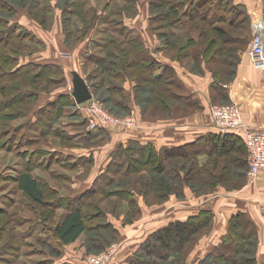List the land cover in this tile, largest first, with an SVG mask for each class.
I'll return each mask as SVG.
<instances>
[{
    "label": "trees",
    "instance_id": "1",
    "mask_svg": "<svg viewBox=\"0 0 264 264\" xmlns=\"http://www.w3.org/2000/svg\"><path fill=\"white\" fill-rule=\"evenodd\" d=\"M35 2L36 0H33L34 4ZM1 3L3 2L0 0ZM7 6L2 5L4 8ZM119 7L122 11H110L111 13L107 15H96L92 11H86L84 6L83 11H74L75 15L79 16L82 20L81 23L84 22V26H82L83 38L89 29L95 28L99 23L105 25V29L101 28L103 34H109L104 43L95 42L98 48H94L92 52L90 50L89 52L86 51L84 55V68L90 62L96 65V77L99 80L97 87L103 89L104 92L112 93V95L117 94L116 96L120 97L122 96V90H124L122 80L126 76L135 78L141 82L143 81V84L148 88L146 92L155 95L154 101L156 102V106L165 108L167 112L173 111L169 103L170 99H176L177 92L173 87L177 89V87H181L183 82L173 67L164 64L159 59V56H156L158 49L155 51L154 48L146 47V41L143 37L136 34L133 29L127 26L125 17L133 18L136 14H131V11L125 5ZM172 8L175 9V6L172 5ZM242 8V5H236L232 0H220L217 3H213L212 0H205L202 5L193 3V7L189 11H174L173 9H167L168 11L165 10L158 13L150 11L152 16L149 20L153 24L152 28L156 31L155 24L163 27V33L157 32V36L162 39L165 48L169 49L176 46L178 51H181L180 58L176 57V60L182 62L181 58L191 57L190 59L197 63L195 66H191L192 68L200 67L198 64L203 59L207 60L209 68L210 64L214 65L213 69L210 68L213 76L211 92H213L212 100L214 102H231L229 93L224 86L234 80L241 61L240 54L250 42V39L246 35H234L225 28V26H231L234 29L240 30L248 25L246 21H249V16L243 12ZM67 11H71V9ZM39 12L32 11L31 15L37 19ZM6 13H11V11L0 13V94L4 97L0 101V132H2L0 133V137L5 136L8 138L6 141L7 150H12L21 156L22 159H25L26 168L18 171V175L13 179V182L17 184V190L22 193L26 201L28 200L41 213V218L35 220V222L41 223L42 231H48L57 245V250L52 249L50 255L55 257L60 256L62 254V247L64 248L67 245L75 243L88 231L89 227L87 225L85 210L95 211L97 206L100 205L99 203L103 202L97 199L92 205L90 203L91 198L100 193V195L106 196L107 190H115L119 198H125L124 195L128 196L132 207L136 210V215L140 213V207L136 202L135 194L131 193L129 195L130 192L128 193V191H123V193L120 191V188L129 186L136 189L135 185L140 183L141 189L139 190L138 188V191L142 195L152 192L155 197L165 199L170 195H181L183 190L182 184L184 185L186 182L193 189L204 185L207 189L205 193H207L217 185L224 186L230 190L231 186L235 185V176L247 177L246 174L249 169L248 149L242 138L237 135L224 133L210 134L209 137L200 138L196 142L179 147L164 148L160 151L152 144L142 146L138 142H132L127 148H120L113 154L112 161L106 172L99 175L92 187L83 192L82 195L74 198L54 197L56 196V190L46 189V183L42 181L43 178L31 172L34 165H43V160L46 161L43 169L49 168L53 154L43 159L44 157H39L40 153H36L35 150H31L29 147L35 142L37 131H39V137L45 136L46 133L50 132L52 120L64 116L63 109L65 105L72 104L73 106L75 102L70 93H61L56 99L48 100L41 111L39 109L35 112L33 110L34 106L28 113L22 109H15V106L26 101H29L33 105L36 104L40 97V91L47 90L46 86L41 88L42 83L37 82V80L46 79L44 81L47 82L46 84L56 83L60 86H66L67 77L64 73V67L60 64H42L36 62L22 64L19 60L21 54H19L20 51L18 49H15L14 54L11 55L6 53L9 58L5 57V53H1V49L10 40L23 39L24 41L26 39L32 40L33 38H37L36 35L30 33L24 26L18 23H9L10 21L4 17L7 15ZM72 21L69 18L63 21L67 34H71L73 30V27L70 28L71 26L69 25V22L72 23ZM192 29L194 31L196 29L202 36L200 40L192 34L194 32ZM78 31L81 32V29H78ZM100 45H105V55L100 53L99 50H102ZM8 61L10 65L13 64V67L4 66ZM217 65L221 67L218 69ZM93 77H89L90 81L94 79ZM27 79H30L35 86L34 89L37 91L29 89L32 87H24L20 83V81H27ZM167 85L173 90L169 89ZM92 87L93 85L91 84ZM123 97L125 98L124 95ZM176 100L179 103L178 106L182 105V98L181 100L180 98ZM145 101L144 103L147 107L149 105L147 103L151 99L148 97ZM120 103L121 109L128 110L123 100ZM183 104L187 105L186 103ZM28 115L31 118L27 123H23L26 121L23 120L17 125L3 127L9 125L8 123L18 117L25 119ZM33 116L34 119L32 118ZM83 122H85L84 119ZM51 131L55 133L53 128ZM86 133L84 132L83 136ZM102 134H106V132ZM60 136L62 139L68 138L69 141L74 138L69 135L64 136L61 133ZM89 136L90 134H86L87 140H89ZM220 144H222L221 149L216 148ZM203 146L209 147V150H204ZM54 154V162L56 163L61 164V162L68 160L65 159L64 153L57 152ZM202 154L207 155L209 163L217 161L219 157L231 156L230 163L229 165H224L222 171L218 173L215 164L210 170L209 168L206 169L205 165L197 169L196 162L195 164L193 163L194 166L193 164L189 165L192 166L190 167L192 171L185 176L183 171L179 170V167L186 170L187 167L185 168L183 164L177 163L174 159V157L177 160L195 159ZM82 160L76 158V161L66 163L69 164L70 169H76L78 167L77 164H80ZM143 170L148 171L146 178L141 175L134 179H128V181H117V176L120 174L128 175L133 171L141 174L140 172ZM58 175L63 180H71L66 174L62 173V175ZM7 178L9 176H6ZM4 179L1 176V181ZM111 186H114V189H108ZM47 194H49L50 198L47 197ZM2 204L9 206L7 202ZM62 206L65 207L66 211L57 221L55 220L54 210ZM4 208L0 207V215L6 213L7 209L5 208V210ZM135 215H130L131 217H129L128 214L127 220H131ZM88 216H90L89 219H92L94 216L93 212L90 215L88 214ZM17 217L18 215L14 216L11 218V221L7 218L4 225L0 228V240H2L8 222L10 221V224H12L9 243L5 244V249L7 250L5 252L12 251L13 255L11 256L15 258L18 257L22 242L24 243L33 232V227L30 228L32 225L25 232L16 230L17 226L20 227L19 220L22 225L25 222H29L28 219H18ZM214 227L215 214L211 210H203L198 215L190 216L185 220H175L146 238L134 254L132 264H184L183 261L189 253V251L186 252L188 246L194 242L195 238L198 237L197 235H203L208 230V235L211 234ZM103 229L109 234L110 232L112 233V239H118L120 236L119 229L112 223H107L100 227L97 225L93 226L91 230L94 237L91 238V241L92 244L95 243L101 250H105V243H111L112 241V239H109V234L102 232ZM104 238L105 242H103ZM32 245L30 243V246ZM47 245L49 246V244L43 241L42 249L39 247L33 248L31 251H28L29 253L26 256L36 253L39 255H43L46 252L49 253ZM258 249L259 234L257 227L245 214L237 213L230 219L227 234L222 237L221 241L211 251L198 261V264H260ZM0 260H2V264L14 263L13 260H7L2 257H0ZM18 264L56 263L53 259L43 258L35 260L33 263L23 261Z\"/></svg>",
    "mask_w": 264,
    "mask_h": 264
},
{
    "label": "rangeland",
    "instance_id": "2",
    "mask_svg": "<svg viewBox=\"0 0 264 264\" xmlns=\"http://www.w3.org/2000/svg\"><path fill=\"white\" fill-rule=\"evenodd\" d=\"M1 1L3 3L0 4V13H3L4 11H11V13H6L7 15L4 16L10 21L9 23H18L20 25L22 24V26H24L25 28L27 27L26 29L30 33H35L36 35L38 34L40 37H42L40 38L36 36V39H26L24 41L23 39L10 40V42L1 49V53H5V57L9 58L6 53L8 55L14 54L15 49H18L20 51L19 54H21V56H19L20 63L26 59L48 62H57L58 59H61L64 60L69 65V67L74 69L73 71L68 72V74L64 69L66 77L68 75L66 86H60L56 83L46 84L47 82H44L46 81V79H40L39 81L37 80V82L42 83L41 88H44L43 86H46L47 90L40 91V97L36 104L33 105L30 104L29 101H26L18 106H15V109H22L26 111V113H28L34 106L33 110H35V112L39 109L40 111L43 110V107L47 104L46 101L56 99L61 93L73 91V74H81L85 82L90 87L92 93V98L82 104H77L73 97V100L76 104L73 106L72 104L65 105L63 109L64 116L59 119L52 120V127L49 130L50 132L46 133L45 136L39 137L40 134H38L39 131H37V136L35 138L36 140L34 142L35 144L33 143L29 147V149L35 150L36 153H40L41 155H39V157H44L43 159H46L49 155L53 154L51 158V166L49 168L43 169L46 163V161L43 160L44 164L40 166L34 165L31 172L43 178L42 181H45L46 189L56 190V196L54 197H76L79 193L87 191L85 190V188H88L91 185V177L96 174L94 173V163L90 165H82V163L80 162V164H77L78 167H76V169H70L69 164L66 163L76 161L77 157L76 155H74L76 154V152L92 151L95 153V156L98 157L105 152V150L111 143V133L125 134L127 131H133L136 129L145 134L150 131H153V133L155 134V129H152L149 126L151 123H157L161 122L162 120L164 121L175 118L178 119L181 117L184 118L192 115L193 113L203 111L204 107L197 99L193 98V93L190 89H188L185 82L181 84V87H177V89L173 87V89H175V91L177 92L176 99H183L182 105L180 106H178L179 103L176 99L172 98L169 100V103L171 104L174 112H167L165 108L163 109L157 107L156 102L154 101L155 95H151L146 92L148 88H146L147 86L143 84V81H138L137 79L132 77L126 76L122 80V87H124V90H122L121 97L116 96L117 94L112 95V93L104 92L103 89L97 87L99 84V80H97L96 77V65L90 62L88 63V66L84 68L85 53L84 55H80V50L78 49L77 44L81 42V44L84 45L85 51L89 52L90 50L92 52L93 49L97 47L96 43H104L107 37H109V34H103L101 28L105 29V25L99 23L98 26H95V28H93L94 30L89 29V31L86 33V36L84 35L85 37L83 38L82 26H84V22L81 23L82 20L79 16L75 15L74 11H83L84 6V9L86 11H92V13L94 12L96 15H107L111 13L110 11H122L119 6L125 5V7L128 8L129 11H131V14H136L133 17L134 19L125 17V21L133 20L128 21L127 26L133 29L136 34H139L147 39L146 47H148L149 44H153L151 45L152 48L154 47L158 49L156 56H164L166 59L179 66L182 70H185L188 74L193 75L197 78H202L203 76L205 77L206 73H208L209 71L211 72L210 68L213 69L214 65L212 66L210 64L209 68V63L207 62V60L203 59L198 64L200 65V67L192 68L191 66H195V64L197 63L191 60V57L181 58L182 62L176 60L175 58L180 56L181 51H178L176 46L169 49L165 48L162 39L157 36V32L163 33V27L155 24V31L152 28L153 24H151L149 19L152 16L150 14V11H155L156 13L162 12L167 9H173L174 7L172 8V5L175 6V9H173L174 11H189L190 8L193 7V3H196V5H202L205 0H36L35 4L33 3V0H28L27 2H25L26 0ZM2 5L8 6L4 8L2 7ZM242 7L243 11H249L246 6L242 5ZM68 9H71L72 12L67 11ZM32 11H40L37 19L34 18L33 15H31ZM66 18H69L70 21L73 20L72 23L69 22V25L71 26L70 28L73 27L71 34H67V31L64 29L63 21H65ZM129 24L135 25L137 29L129 26ZM225 28L234 35H245V30L243 28L240 30L234 29L231 26H225ZM78 29H81V32H79ZM144 29L146 30L147 36L144 33ZM193 29L192 31H194ZM192 34L199 40L202 37L196 29ZM89 35H91V38L89 37ZM87 39L89 40V42L86 44L85 40ZM105 45H100V48H102V50L99 51L100 53H102V55L106 54ZM4 66L11 68L13 67V64L10 65V62L8 61L4 64ZM217 67L219 69V67L221 66L217 65ZM89 77L94 78L91 80L92 82L90 81ZM20 83L23 84L24 87H32L29 89L35 90V86L30 81V79H27V81H20ZM91 84L93 85L92 88ZM167 87L169 89H172L168 85ZM92 89L94 90V92ZM123 95L125 96V98L123 97ZM148 97L151 99V101H148L147 105H149L146 107L144 102H146L145 100ZM3 99V95L0 94V101ZM122 100L123 102H125L128 110H123L120 108V102ZM42 102L44 104L43 106L41 105ZM211 102V105L218 106H226L228 104H231V102L221 103L214 102L213 100ZM183 103H186L187 105H184ZM211 105H209L208 108H210ZM30 115H28L25 119H23V117H18L8 123L9 125L3 127L17 125L23 120H26L23 123H27V121L30 120L32 116ZM32 118L34 119V116ZM83 119L85 120V122H83ZM99 120H106L109 123L102 125V122H99ZM93 124H96L97 128L101 130V132H99L100 130L96 129L93 131V134H99L100 136L92 135L91 138L87 140V137L83 136V134L86 131L92 132L90 128ZM52 128L55 133L51 131ZM104 132H106V134H102ZM60 133L64 136L69 135L74 138H72L70 141L68 140V138L62 139ZM124 134L123 136L126 137V135ZM7 139L8 138L5 136L0 137V207H5L7 209L6 210L4 208L6 210V213L0 215V228L2 225H4V222L7 220V218L11 221V218L17 215L18 219H28L29 222H25L22 225L19 220L18 223L20 227L17 226L16 230H18L19 232L21 230L25 232L27 231V229H29L30 225H32L30 228L33 227L32 234L28 237L27 240H25L24 243L22 242V247L18 253V257L15 258L11 256L13 255L12 251L7 253L5 252L7 251L5 249V244L9 243V236L11 234L10 229L12 227L10 221L8 222V225L4 230L3 238L2 240H0V257L7 260H13L14 263L12 264H18L19 262L21 263L23 261L33 263V261L43 258L53 259L56 264H132L134 254L140 247L139 245L146 240L145 239L139 242L135 240L134 237H141L142 234H147L146 236H150L153 230L157 228V225H159V221L161 219L160 215H164V213L171 214L175 211V209H177L175 208L177 207V205L174 206L172 201H189V204L195 202L198 203L197 201H203L202 205L204 207L205 199L215 191L226 190L229 193H232L234 191L243 189L248 184V177L242 178L240 176H235V185L231 186L230 190H228L224 186L217 185L210 192L205 193L207 189L204 185H200L201 187H198L196 189L194 188V191V189L191 188L186 182L184 185L182 184L183 190L181 195H170L165 199L155 197L152 192L148 193L147 195H142V193H139L140 191H138V188L139 190L141 189L140 183L138 185H135L136 189L129 186H125L122 189L120 188L121 192L128 191V193L130 192L129 195H131V193L135 194L136 202L140 207V213L136 215V210L132 207L128 196L124 195L125 198H119L115 190H107L106 196L100 195V193L97 194L94 198H91L90 203H92V205L96 202L97 199L103 202L99 203L100 205L97 206L95 211L85 210L87 225L89 227L88 231H86L75 243L67 245L64 248L62 247V254L58 257H55L50 255L52 249L57 250V245L54 242V239L48 231H42V225L40 222H35V220H39L41 218V213L28 200L26 201L22 193L17 190V184L13 182V179L18 175V171L22 169L24 170V168H26V163L25 159H22V157L19 156L16 152L6 149ZM205 147L203 146L204 150L208 151L209 147ZM221 147L222 144L217 145L216 148L221 149ZM120 148H126V146L121 145L118 149ZM116 151H114L113 154ZM57 152L64 153L63 155L65 156V159L68 160L62 158L65 161L61 162V164L54 162V153ZM230 157L231 156H223V158L219 157L217 161H213L212 163H209L206 154L199 155L195 159L192 158L177 160L175 157L174 159L177 163L183 164L185 168L187 167V170L179 167V170H182L185 176H187L188 173H191L192 171V169L190 168L192 166L189 165L193 163L195 164L196 162V167L198 166L197 169L203 167L202 165H205L204 167H206V169L209 168L210 170L215 164L216 170L219 173L222 171L224 165H229ZM92 166L93 170L91 168ZM62 173L68 175L71 180L68 181L60 178L58 174L62 175ZM140 173L141 174H138V172L133 171L128 175L120 174L117 176V181H128V179H134L135 177H140L141 175L146 178L148 175L147 170H143ZM1 176L5 178L3 181H1ZM6 176H9V178L6 179ZM95 180L93 181L95 182ZM94 182L92 183L94 184ZM196 185L198 186V184ZM111 188L114 189V186H111L108 189ZM47 197L50 198L49 194H47ZM4 202H7L9 206L2 204ZM65 211L66 209L64 206L56 208V210H54L55 220L58 221L65 213ZM92 212L94 216L92 219H89L90 216H88V214L90 215ZM128 214L129 217H131L130 215L135 216L132 217L131 220H127ZM107 223H112L116 228H118L120 236L118 239L113 238V240L112 233L110 232L109 234L105 229H103L102 232L109 234V239H112V241L111 243H105V250H101L95 245V243L92 244L91 238L94 237V234L91 228L95 225L100 227L102 225H106ZM208 232L209 230L203 235H197L198 237L195 238L194 242L188 246L186 252L189 251V253L183 261L184 264H198V261L203 258V255L205 253H207L205 249H202L200 247V245L202 244V241H204L208 236ZM43 241L49 244V246H46L49 250V253L46 252L43 255H39L38 253H36L26 256V254L29 253L28 251H31L33 248L39 247L40 249H42L41 247L43 246ZM103 242H105V238L103 239ZM30 243H32L33 245L30 246ZM212 248L209 251H211ZM1 261L2 260H0V264H2Z\"/></svg>",
    "mask_w": 264,
    "mask_h": 264
},
{
    "label": "crops",
    "instance_id": "3",
    "mask_svg": "<svg viewBox=\"0 0 264 264\" xmlns=\"http://www.w3.org/2000/svg\"><path fill=\"white\" fill-rule=\"evenodd\" d=\"M219 1L220 0H212L213 3H217ZM232 1L236 5H244L249 9V11L243 12H245V14L249 16V21H246L248 22V25L244 28V30L245 35L248 39H250V42L240 54L241 61L234 80L230 84L225 85L224 88H226V90L228 91L231 102H236L241 106L244 121L251 127L260 131H264V70L260 69L252 62L249 54L251 41L257 30L259 29L264 35V0ZM128 21L133 20H127L126 24ZM129 26L137 29L135 25L129 24ZM144 33L147 36L145 29ZM34 35L36 34L34 33ZM36 36L40 37L38 34ZM89 37L91 38V35H89ZM143 39L145 41L147 40L144 37ZM85 41L86 44L89 42L88 39ZM77 45L78 49L80 50V55H84V53H86L84 45L81 44V42H79ZM151 45L153 44H149L148 47H151L152 49ZM154 50L156 51V48H154ZM159 59L164 64L169 65L175 69L181 81L183 83L185 82L188 89L192 91L193 98L197 99L204 107L203 111L193 113L192 115L184 118L181 117L178 119L175 118L164 121L162 120L161 122L157 123H151L149 126L150 128L155 129V134L153 133V131L145 134L136 129L133 131H127L125 134L111 133V143L109 144L105 152L98 157H96L95 153L92 151H79L76 152V154L72 153L76 155L78 159H83L81 161L83 165H90L93 163L95 165L94 173L96 174L91 177V185L88 188L86 187L87 189L92 187V182H94L93 180H95L99 175L106 172L107 167L112 161L113 152L116 151L121 145H124L127 148V146H129L132 142H138L142 146L152 144L157 150L160 151L164 148L179 147L188 143L196 142L200 138H204L207 136L209 137L210 134H220L213 125L210 111L208 112V107L212 104L211 101L213 98V92H211V84L213 82L212 73L209 71L208 73H206L205 77L203 76L202 78H197L193 75L188 74L185 70H182L179 66H177L175 63H172L164 56L160 55ZM30 62L42 64L58 62L57 64L62 65L67 74L68 72L74 70L69 67V65L64 60L61 59H58L57 62L26 59L21 63L27 64ZM64 93H70L71 97L73 98L72 92ZM41 105H44L43 102L41 103ZM156 131H158L159 133ZM86 132V134H90L89 138H91L92 135L100 136L99 134H93V131ZM123 134L126 135V137L123 136ZM224 134L237 135L241 137L243 142L245 143L242 135L237 132L231 131ZM91 168L93 170V166ZM86 188L85 190H87ZM188 202L189 201H172L174 206L177 205V207H175L177 209H175V211L171 214L164 213V215H160L161 219L159 221V225H157V228L153 230V232L166 227L168 224L175 220H185L190 216L198 215L203 210H211L215 214V227L211 234H209L200 245V247L202 249H205L208 253L209 250L212 247L216 246L221 241L222 237L227 234L231 217L237 213H243L248 217L250 221L255 224L258 229V258L259 263L264 264V215L262 212V207L264 206V171L259 173L255 181H248L247 186H245L241 190L234 191L232 193H229L226 190L215 191L205 199L204 207L202 205L203 201H197L198 203L195 202L192 204H189ZM146 235L147 234H142L141 237H134V239L141 242L148 237ZM207 253H205L203 256H205Z\"/></svg>",
    "mask_w": 264,
    "mask_h": 264
},
{
    "label": "built area",
    "instance_id": "4",
    "mask_svg": "<svg viewBox=\"0 0 264 264\" xmlns=\"http://www.w3.org/2000/svg\"><path fill=\"white\" fill-rule=\"evenodd\" d=\"M258 30L251 41L249 54L252 62L264 70V35ZM209 111L213 125L219 133L233 131L242 135L249 154L248 181H255L259 173L264 171V131L255 129L244 121L241 106L236 102L226 106L211 105ZM99 122L102 125L109 123L106 120ZM90 129L94 131L98 128L93 124ZM262 212L264 215V206Z\"/></svg>",
    "mask_w": 264,
    "mask_h": 264
},
{
    "label": "water",
    "instance_id": "5",
    "mask_svg": "<svg viewBox=\"0 0 264 264\" xmlns=\"http://www.w3.org/2000/svg\"><path fill=\"white\" fill-rule=\"evenodd\" d=\"M73 91L72 96L74 97L77 104H82L92 98L90 87L85 82L83 77L79 74H75L73 77Z\"/></svg>",
    "mask_w": 264,
    "mask_h": 264
}]
</instances>
